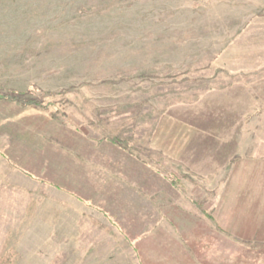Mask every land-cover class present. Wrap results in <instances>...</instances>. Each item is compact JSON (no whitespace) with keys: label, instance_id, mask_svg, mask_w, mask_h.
<instances>
[{"label":"rangeland","instance_id":"rangeland-1","mask_svg":"<svg viewBox=\"0 0 264 264\" xmlns=\"http://www.w3.org/2000/svg\"><path fill=\"white\" fill-rule=\"evenodd\" d=\"M51 145L64 163L91 149V179L128 183L126 262L112 235L110 258L67 264H157L162 237L264 229L241 196L264 179V0H0V148ZM7 206L0 264H59L42 251L59 260L61 244L100 237L28 235L40 220L9 219ZM255 244L244 257L264 260Z\"/></svg>","mask_w":264,"mask_h":264},{"label":"crops","instance_id":"crops-1","mask_svg":"<svg viewBox=\"0 0 264 264\" xmlns=\"http://www.w3.org/2000/svg\"><path fill=\"white\" fill-rule=\"evenodd\" d=\"M46 148L44 152L0 148V176L11 172L10 174L15 177L10 182H6L7 184L0 185V198H2L0 203L9 204L5 208L6 216L9 219L24 220V224L26 220L37 218L40 220L41 227L32 229L30 226L26 233L28 235L59 236L60 242L63 241L64 236H100L82 243L61 244L55 250L61 254L59 260L57 254L56 258L49 254L44 255L47 253L45 249L42 251L44 252L43 258H51L59 264L65 262L67 264L68 260L72 261L75 257H80V251H103L108 253L103 255L99 253L98 257H93L100 260L108 259L110 250L113 248H111L113 242L111 236L116 235L125 236L123 242L119 240L120 238H118L119 241L114 239V242L120 243L119 258L122 260L123 255L126 262L128 230L126 217L122 223L120 214L127 212L128 209L127 180L116 178L110 182L107 179H91V149L86 150L88 156L81 158L86 161H79L77 157L74 162L64 163L61 151L55 150L53 145L46 146ZM69 169L76 172L86 171L87 177L80 178L79 174V178L75 175L71 179L64 178L63 172ZM241 196L249 199L251 211L257 213L252 217L264 221V216H262L264 213V179L249 182L248 189H245ZM10 204H16V207L12 208ZM259 207L262 209H258ZM232 225L233 222L232 224L228 222L225 226L211 229L212 232L200 231L199 235L192 239L195 240L194 245L193 241L186 238L181 239L184 241L182 245V243L170 244L169 239L162 237L166 244L165 242L158 244L157 241L154 243L165 246L166 251L157 250L156 252L153 247L152 260L154 259L153 261L157 264H171L174 262L172 259L178 260L174 264H264L263 259L244 257V252L255 250L257 240L260 243L259 248L264 250L262 246L264 245V229L259 230L251 226L240 228ZM157 229L159 231L156 233V228H153L152 233L165 234L160 228ZM192 232L190 230L186 234H192ZM135 233L142 235L145 231L140 229ZM247 241H251L254 247H249ZM197 246L199 250L195 249ZM33 248L37 250L38 247L26 246L27 255Z\"/></svg>","mask_w":264,"mask_h":264},{"label":"trees","instance_id":"trees-1","mask_svg":"<svg viewBox=\"0 0 264 264\" xmlns=\"http://www.w3.org/2000/svg\"><path fill=\"white\" fill-rule=\"evenodd\" d=\"M114 143H117L119 146H121V142H120V140L118 139V138H113V139H111ZM122 147V146H121ZM125 147V146H124ZM123 147V148H124Z\"/></svg>","mask_w":264,"mask_h":264}]
</instances>
